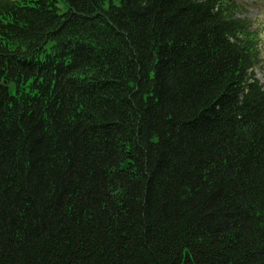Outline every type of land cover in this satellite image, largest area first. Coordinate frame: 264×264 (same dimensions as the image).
I'll return each mask as SVG.
<instances>
[{
  "label": "trees",
  "instance_id": "1",
  "mask_svg": "<svg viewBox=\"0 0 264 264\" xmlns=\"http://www.w3.org/2000/svg\"><path fill=\"white\" fill-rule=\"evenodd\" d=\"M243 1L0 0V264H264Z\"/></svg>",
  "mask_w": 264,
  "mask_h": 264
},
{
  "label": "rangeland",
  "instance_id": "2",
  "mask_svg": "<svg viewBox=\"0 0 264 264\" xmlns=\"http://www.w3.org/2000/svg\"><path fill=\"white\" fill-rule=\"evenodd\" d=\"M241 16H246L252 20L259 36L260 63L255 66L254 74L264 85V0H244Z\"/></svg>",
  "mask_w": 264,
  "mask_h": 264
}]
</instances>
